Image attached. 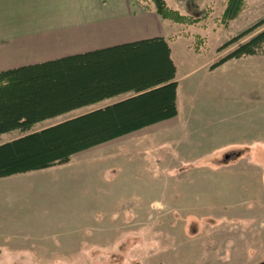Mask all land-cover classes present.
<instances>
[{
	"label": "rangeland",
	"instance_id": "1",
	"mask_svg": "<svg viewBox=\"0 0 264 264\" xmlns=\"http://www.w3.org/2000/svg\"><path fill=\"white\" fill-rule=\"evenodd\" d=\"M47 1L42 18L61 10ZM227 4L217 1L204 18L210 35L198 45L207 43L203 58L213 62L183 84L186 89L197 82L192 98L186 95L191 119L184 120L185 135L152 147L131 138L126 159L138 165L129 171L142 178L117 183L116 190L125 193L120 199L109 193L104 201L112 208L109 217H98L93 232H0V264H264V54L210 69L233 50L219 54L218 44L264 18V0H246L234 20L224 17ZM204 13L195 10L192 16ZM105 161L104 166L114 165L113 158ZM36 245L41 247L35 251H56L48 255L63 262H32L37 258L26 250Z\"/></svg>",
	"mask_w": 264,
	"mask_h": 264
},
{
	"label": "crops",
	"instance_id": "2",
	"mask_svg": "<svg viewBox=\"0 0 264 264\" xmlns=\"http://www.w3.org/2000/svg\"><path fill=\"white\" fill-rule=\"evenodd\" d=\"M46 1L0 0V72L154 38L167 41L176 67L178 115L175 118L75 154L67 164L0 178V232H93L100 221L98 217L103 216L104 221L105 216L111 215L112 208L104 201L114 191L118 198L125 193L120 188L116 190L117 183L126 179L141 181L142 176L129 171L138 165L137 161L134 166V162L128 161L129 165L126 159L131 157L128 147L134 145L131 138L152 147L158 141L168 142V137L185 135L189 124H184V120L191 119V111L186 112L187 99L194 95L197 82H190L186 89L183 84L213 62L203 58L207 43L198 45L199 39L207 40L210 35V25L204 18L209 9H215L217 1L228 0H166L184 16L193 17L195 10H205L199 18L202 21L195 24L165 20L152 4L145 6L140 0H50L51 6L61 10L42 18V3ZM218 47L219 44L215 52ZM133 95L126 93L106 99L43 123L70 116L61 123L123 102ZM43 123L36 125V131L59 124L38 128ZM14 132L15 138H7L0 145L22 135ZM119 140L122 142L117 148L112 145ZM98 148L102 150L94 151ZM112 158L114 165L104 166L102 161ZM109 173L114 174L112 179L108 178ZM147 177L153 180L151 174ZM118 210L121 212L120 207ZM33 246L26 250L28 257L37 258L32 262H63L52 259L57 256L48 255L56 251L42 248L35 251L41 245Z\"/></svg>",
	"mask_w": 264,
	"mask_h": 264
},
{
	"label": "trees",
	"instance_id": "3",
	"mask_svg": "<svg viewBox=\"0 0 264 264\" xmlns=\"http://www.w3.org/2000/svg\"><path fill=\"white\" fill-rule=\"evenodd\" d=\"M246 0H228L226 20ZM156 13L179 24L184 16L166 0H149ZM233 48L210 67L264 54V18L217 49ZM176 67L164 38L123 44L0 72V136L22 135L0 145V178L67 164L80 152L178 115ZM126 93L129 99L59 124L36 125Z\"/></svg>",
	"mask_w": 264,
	"mask_h": 264
}]
</instances>
